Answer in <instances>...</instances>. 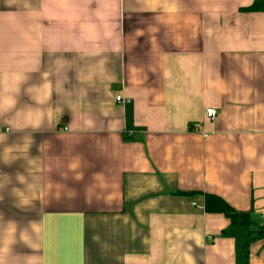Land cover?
Wrapping results in <instances>:
<instances>
[{
    "label": "crops",
    "instance_id": "crops-1",
    "mask_svg": "<svg viewBox=\"0 0 264 264\" xmlns=\"http://www.w3.org/2000/svg\"><path fill=\"white\" fill-rule=\"evenodd\" d=\"M261 1L0 0L6 264H264Z\"/></svg>",
    "mask_w": 264,
    "mask_h": 264
},
{
    "label": "clouds",
    "instance_id": "clouds-1",
    "mask_svg": "<svg viewBox=\"0 0 264 264\" xmlns=\"http://www.w3.org/2000/svg\"><path fill=\"white\" fill-rule=\"evenodd\" d=\"M43 8V12H37L35 10H33L30 14L32 16H40V15H44L45 18H58L61 15L63 16H67L69 14V12L71 11V5H70V0H44V3L42 5ZM61 10V11H58ZM60 39L59 36L56 35H52L49 37V42L52 44H55L58 42V40ZM45 96H50L51 94V89H50V85H46L45 86ZM40 119V115L37 114L35 119L32 121L34 125L38 124ZM80 177L77 176V179H79ZM13 252L10 249L8 255L5 256H0V264H6V261H8V257L12 256Z\"/></svg>",
    "mask_w": 264,
    "mask_h": 264
},
{
    "label": "trees",
    "instance_id": "trees-1",
    "mask_svg": "<svg viewBox=\"0 0 264 264\" xmlns=\"http://www.w3.org/2000/svg\"><path fill=\"white\" fill-rule=\"evenodd\" d=\"M250 10L264 11V1L255 3ZM205 207L208 212H221L226 214L233 223H249V216L247 213L236 211L219 197L212 195L206 196ZM258 233L264 237V228L259 229Z\"/></svg>",
    "mask_w": 264,
    "mask_h": 264
},
{
    "label": "built area",
    "instance_id": "built-area-1",
    "mask_svg": "<svg viewBox=\"0 0 264 264\" xmlns=\"http://www.w3.org/2000/svg\"><path fill=\"white\" fill-rule=\"evenodd\" d=\"M118 102H125L121 96L117 97ZM217 115V112L214 108H208L207 109V116L211 119H214Z\"/></svg>",
    "mask_w": 264,
    "mask_h": 264
}]
</instances>
